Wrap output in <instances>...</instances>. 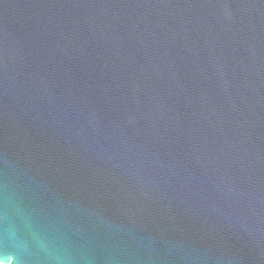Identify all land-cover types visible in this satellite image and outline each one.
I'll list each match as a JSON object with an SVG mask.
<instances>
[{"label":"water","instance_id":"95a60500","mask_svg":"<svg viewBox=\"0 0 264 264\" xmlns=\"http://www.w3.org/2000/svg\"><path fill=\"white\" fill-rule=\"evenodd\" d=\"M0 263L264 264V0H0Z\"/></svg>","mask_w":264,"mask_h":264},{"label":"built area","instance_id":"2783aa9c","mask_svg":"<svg viewBox=\"0 0 264 264\" xmlns=\"http://www.w3.org/2000/svg\"><path fill=\"white\" fill-rule=\"evenodd\" d=\"M0 264H2V263H0Z\"/></svg>","mask_w":264,"mask_h":264}]
</instances>
